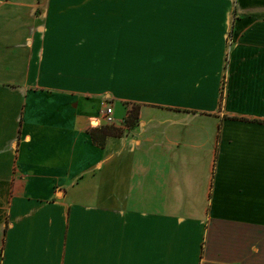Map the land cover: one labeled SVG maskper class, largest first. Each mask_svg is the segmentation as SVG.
<instances>
[{
	"label": "crops",
	"instance_id": "1",
	"mask_svg": "<svg viewBox=\"0 0 264 264\" xmlns=\"http://www.w3.org/2000/svg\"><path fill=\"white\" fill-rule=\"evenodd\" d=\"M0 264H264V0H0Z\"/></svg>",
	"mask_w": 264,
	"mask_h": 264
},
{
	"label": "built area",
	"instance_id": "2",
	"mask_svg": "<svg viewBox=\"0 0 264 264\" xmlns=\"http://www.w3.org/2000/svg\"><path fill=\"white\" fill-rule=\"evenodd\" d=\"M89 125L92 127H101V126L116 127L118 125V121L113 116V106L110 103H108L104 107L99 117L90 119Z\"/></svg>",
	"mask_w": 264,
	"mask_h": 264
},
{
	"label": "trees",
	"instance_id": "3",
	"mask_svg": "<svg viewBox=\"0 0 264 264\" xmlns=\"http://www.w3.org/2000/svg\"><path fill=\"white\" fill-rule=\"evenodd\" d=\"M136 118H137V111H136V108H134L133 109V112L131 113V117L129 118V120H127V123L129 124V125H131V124H133L134 122H135V120H136ZM110 131V134L111 133H117V131H115V130H109ZM108 131V132H109ZM93 132H91V134H92Z\"/></svg>",
	"mask_w": 264,
	"mask_h": 264
},
{
	"label": "rangeland",
	"instance_id": "4",
	"mask_svg": "<svg viewBox=\"0 0 264 264\" xmlns=\"http://www.w3.org/2000/svg\"><path fill=\"white\" fill-rule=\"evenodd\" d=\"M107 127H111V126H107Z\"/></svg>",
	"mask_w": 264,
	"mask_h": 264
}]
</instances>
